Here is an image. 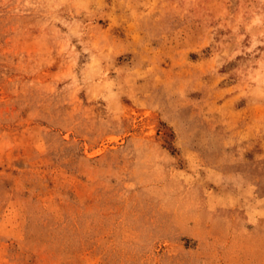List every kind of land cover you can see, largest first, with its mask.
Segmentation results:
<instances>
[{"label":"rangeland","instance_id":"374dc122","mask_svg":"<svg viewBox=\"0 0 264 264\" xmlns=\"http://www.w3.org/2000/svg\"><path fill=\"white\" fill-rule=\"evenodd\" d=\"M0 264H264V0H0Z\"/></svg>","mask_w":264,"mask_h":264}]
</instances>
